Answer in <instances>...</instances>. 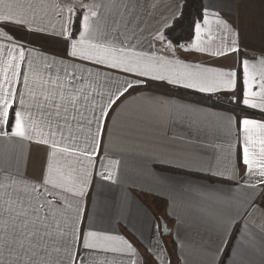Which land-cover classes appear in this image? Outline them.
Listing matches in <instances>:
<instances>
[{
  "label": "snow or ice",
  "instance_id": "snow-or-ice-1",
  "mask_svg": "<svg viewBox=\"0 0 264 264\" xmlns=\"http://www.w3.org/2000/svg\"><path fill=\"white\" fill-rule=\"evenodd\" d=\"M187 2L173 0L171 23L166 19L145 36L141 0H0V143L5 145L0 152V264H112L101 261L100 253L127 254L128 264H140L128 240L85 228L83 207L94 176L117 182L120 161L103 152L105 136L132 105L140 111L129 113L121 126L130 154L227 175L243 192L234 215L214 218L220 249L195 248L198 264H219L237 216L256 211L264 216V122L247 115L218 116L137 91L154 81L209 96L233 93L230 99L243 106L241 112H264V50L257 57L242 53L238 26L210 11L211 3H201L191 21V42L174 41L170 33L184 19ZM42 38L62 43L65 55L49 56L32 46V39ZM178 51L233 57L236 66L189 62ZM233 125L240 143L236 163L226 171L211 160L204 164L202 154L216 147L206 137L222 126L231 135ZM187 190L219 199L218 190L191 185ZM191 227L182 220L176 225L182 254L193 247L187 242ZM260 229L264 232V224ZM247 244L241 239L231 249L232 264H250ZM172 255H160V264H172ZM142 259L157 264L151 254ZM184 264H189L186 255Z\"/></svg>",
  "mask_w": 264,
  "mask_h": 264
},
{
  "label": "crops",
  "instance_id": "crops-1",
  "mask_svg": "<svg viewBox=\"0 0 264 264\" xmlns=\"http://www.w3.org/2000/svg\"><path fill=\"white\" fill-rule=\"evenodd\" d=\"M242 1L202 0V3L205 5L209 3L213 4L214 7L210 11H218L223 18L229 20L239 28L240 18H238V14L240 15V7L242 8L244 4H242ZM141 3L144 7L140 10L139 23L140 27L144 29L145 36L159 28L166 19L171 23L169 18L174 11L173 0H141ZM153 3L157 5L155 8L151 7ZM244 8L246 9V6ZM261 14L263 15L264 11ZM212 27L215 29L214 20ZM146 43L145 41V47ZM215 43L218 44L219 41ZM244 45V43L241 44L242 53H246L248 57L259 56L260 51L250 53L249 50H244ZM32 46L49 56L63 57L65 55L63 44L57 43L52 38L32 39ZM162 54L168 55L167 52ZM179 57L189 62L205 59L209 64L216 67L229 68L236 66L233 57L215 59L202 57L198 53L186 52H184L183 56ZM106 73L108 75H117L114 70H106ZM166 89H171L174 92H184L188 98L168 94ZM137 91L141 97L154 96L159 99L167 98L177 103L200 108L204 112L214 113L218 116L231 115L241 117L247 115L250 119L264 122V112L258 109L244 108L243 112H241L240 109L243 106L236 105L230 99L233 93H217L209 96L191 90L173 88L165 83L154 81H148ZM139 111L136 105H132L128 109V113L120 117L111 135L105 136L103 152L110 159L120 161L119 166L115 170L117 182L105 181L100 179L99 176L93 177V182L89 188V195L85 197L83 204L87 213L84 226L85 228L90 227L91 230L120 236L128 240L137 250L138 257L141 258L140 264H143L142 258L149 254L157 261V264H160V255H164L166 259L169 258L168 247L174 253V259L172 260L170 257L172 264H184L185 255L189 259V264H198L195 251L197 247H195V244L191 240L192 227L187 230V242L193 247H186L183 254L180 251L181 241L177 239L176 235L178 221L182 220L185 224L193 226L191 208L199 203L196 199V191L187 190L188 185L193 186L195 189L202 187L204 191L218 190L217 196L219 199H205V203L203 204L204 210L210 215L209 224L211 230H207V233H212L209 242L210 246L208 247L212 252H217L221 247V241L215 232L214 218L231 215V203L243 199V192L241 188L237 187L235 182L228 180L227 175L223 178L216 177L210 173L200 171L199 167L180 169L176 165H163L159 161L152 160L146 156L130 154L126 149V139L121 126L128 121L129 113H137ZM141 114L147 117L146 112ZM206 139L216 147L209 148L202 154V162L204 164H207L211 160L216 169L226 171L236 163L237 154L240 151V143L235 134V125H233V134L231 135L222 126L212 135L206 137ZM230 145L233 147H230ZM4 148L5 145L0 143V152ZM25 155H27V150H25ZM35 155L33 153V158H35ZM100 159L104 160V163L107 164V160L104 159L103 154ZM99 170L100 165L98 164L96 171ZM203 176L208 177L209 181H211L210 185L201 184L202 178L200 177ZM217 181H226L227 184L231 183L234 193L229 195L227 189L224 187L215 186L214 183ZM224 190H226L225 199L221 201L224 197ZM210 203L215 207L214 210L209 207ZM247 218L239 216L241 221ZM251 218L255 223L247 226L243 232L231 231L232 238L228 240V245L224 247L223 252L219 255V264H232V260L229 258L232 255L231 249L239 241L236 239L244 236L255 238L254 241L245 245L247 260L250 264H264V254L261 252V249L264 248V232L260 229V225L264 224V216L260 214V211H257L256 215L254 214ZM160 221H164L167 229H169L170 233L168 235H162ZM237 221L238 216L236 217ZM184 233L185 230L181 229L182 238L184 237ZM199 237L200 235H197L196 238ZM158 244L159 247H157ZM164 248H167V252L162 251ZM100 260L105 262L111 261L112 264H128L129 257L127 254L100 253Z\"/></svg>",
  "mask_w": 264,
  "mask_h": 264
},
{
  "label": "rangeland",
  "instance_id": "rangeland-1",
  "mask_svg": "<svg viewBox=\"0 0 264 264\" xmlns=\"http://www.w3.org/2000/svg\"><path fill=\"white\" fill-rule=\"evenodd\" d=\"M244 3V4H243ZM243 7H240L238 18H240L239 21V31H240V40L241 44H245L243 46L245 51H248L250 53H256L258 51L264 50V18L261 14L264 11V0H243L242 1ZM246 6V9L244 8ZM258 8L259 12H258ZM202 178L201 184L205 183L204 185H210V182L207 176L200 177ZM200 184V185H201ZM215 186L224 187L227 189V193L231 195L234 193V188L232 189L231 186H233L231 183H228L226 181H217L214 183ZM198 188V187H196ZM202 190V187L199 189ZM196 194V199L198 205L193 206L191 208V220H193V226H192V243L195 244V247H209L210 242V236H212V233H207V230L210 229V215L207 214V211L204 210L203 204L205 203V198H201L200 196ZM226 190H224V197L225 199ZM227 194V195H228ZM195 196V195H194ZM191 197V194H190ZM192 199V198H188ZM196 201V200H195ZM220 202V200H218ZM235 203H231V215L235 214ZM209 207H211L213 210L215 207H213L210 203ZM210 209V208H209ZM243 211V209H241ZM251 212L252 209H249ZM210 212V211H209ZM221 212V209H220ZM257 211L254 213L256 215ZM207 214V216H205ZM253 216V215H252ZM254 221H252L251 216L248 217L246 220L241 221L238 216V221L235 223L234 231H238L240 229L245 230L247 226H251ZM191 235V234H190ZM197 235H200L199 238H196ZM248 240L249 243L254 241L255 238L252 237H241L240 239L236 240ZM191 243V242H190ZM173 260V259H172Z\"/></svg>",
  "mask_w": 264,
  "mask_h": 264
},
{
  "label": "trees",
  "instance_id": "trees-1",
  "mask_svg": "<svg viewBox=\"0 0 264 264\" xmlns=\"http://www.w3.org/2000/svg\"><path fill=\"white\" fill-rule=\"evenodd\" d=\"M202 0H188L187 6L183 9L184 19L176 24V27L170 33L171 38L174 41H178L181 44L189 43L192 36L191 21L197 18L198 9ZM183 51H178L177 56H183ZM164 91V89H162ZM168 94L177 95L183 98H188L184 92H174L171 89H166ZM190 99V98H189ZM196 100V99H195ZM236 104V103H235ZM239 105V104H236ZM169 253H172L171 248L168 247ZM174 259V255L171 256Z\"/></svg>",
  "mask_w": 264,
  "mask_h": 264
},
{
  "label": "water",
  "instance_id": "water-1",
  "mask_svg": "<svg viewBox=\"0 0 264 264\" xmlns=\"http://www.w3.org/2000/svg\"><path fill=\"white\" fill-rule=\"evenodd\" d=\"M160 226H161V233L162 235H168L170 233L169 229H167L166 224L164 223V221H160ZM167 229V230H165Z\"/></svg>",
  "mask_w": 264,
  "mask_h": 264
}]
</instances>
